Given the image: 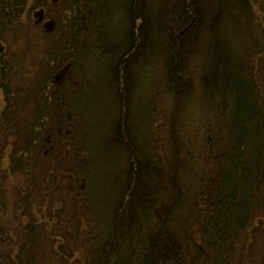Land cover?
Returning <instances> with one entry per match:
<instances>
[{
	"label": "trees",
	"instance_id": "obj_1",
	"mask_svg": "<svg viewBox=\"0 0 264 264\" xmlns=\"http://www.w3.org/2000/svg\"><path fill=\"white\" fill-rule=\"evenodd\" d=\"M30 1L0 0V42L10 35L12 39L22 36L24 24L20 21ZM65 1L79 5L82 0ZM158 2L107 0L102 8L108 22H101L93 31L82 17H89L91 24L98 16V0H87L82 7L77 6L80 21L63 33L73 32L76 36L69 40L79 45L82 40L93 41L94 48L102 52L113 48L121 52L128 46L122 55L133 52L135 56L141 52L155 55L163 49L167 87L174 95L173 136L179 145L176 163L165 165L170 154L163 157L160 152L141 151L130 138L127 125L134 151L128 159L129 183L123 188L127 192L112 212L106 236L92 241L86 264H264V77L260 69L250 66L259 52L249 56L247 50L244 58L241 40L237 39L238 14L245 4L251 9L249 0H179L164 11L156 9ZM62 14L70 18L69 13ZM253 17L262 26L264 9L261 21ZM231 19L236 27L228 30L227 20ZM263 53L261 49L260 55ZM2 63L4 54L0 87H6L2 82L9 77V69ZM194 64L197 71L202 69L203 87L221 90L229 100L226 121L208 135L202 166L193 163L191 137L181 135L185 125L178 122L192 105L197 73ZM220 72L225 74V81L217 84ZM233 77L237 84L231 82ZM75 128L78 126L72 130ZM75 132L69 135L76 142ZM24 146L22 150L29 151L32 145L27 142ZM67 146L81 150L71 141ZM63 147L55 149L67 148ZM19 161L20 169L28 165L22 156ZM40 239L36 237L33 245ZM64 246L57 250L63 260L67 259L61 251ZM26 247L27 257L35 263L32 244ZM54 252L48 255L51 260Z\"/></svg>",
	"mask_w": 264,
	"mask_h": 264
},
{
	"label": "rangeland",
	"instance_id": "obj_2",
	"mask_svg": "<svg viewBox=\"0 0 264 264\" xmlns=\"http://www.w3.org/2000/svg\"><path fill=\"white\" fill-rule=\"evenodd\" d=\"M82 1L84 4L87 2V0ZM82 1L77 5L72 1L65 0L58 2L49 0L47 4L46 0H31L20 21L21 24H24V30H20L23 32L19 34L22 36L12 39V35H10L0 42L5 45V50L2 51V54L5 55V63H2V66H7L9 69L7 70L9 77L5 80L7 82L5 86L10 93V98L7 99L15 110H21L22 123L29 127L35 124L31 120L45 108V99L44 96L42 97L41 88L48 83L50 93L55 94L57 86H61L63 83L62 81L61 85L56 84L54 82L55 75L60 69L69 65L71 59L78 60L72 61L73 64L68 70L69 74L65 76L66 93L64 97L74 107H78L76 110L83 118H79V122H84L75 128V132L72 128L76 126L72 127L69 121L63 124L59 116L60 113L56 114V110L52 108V112L48 115L50 117L46 129H36L35 132L40 133V140L42 136L45 138L50 135L51 129L54 134L58 130V135L69 130V134L75 132L76 142L70 139V136L65 139L66 141H55L53 144L43 141L38 143L39 147L37 144L35 147L33 146L37 153L30 156L31 159L28 155L24 157L21 154L27 162L35 159L50 162L45 155V151L48 149L49 152L56 153H52L50 158L54 159L56 157L54 155L60 156L59 152H62L63 158L53 164H48L46 168H42V172L39 171L41 168L37 167V175L30 163V167H22L19 173L6 180L1 196L7 202V206L3 212L0 210L2 218L0 224L12 226L15 232H27L25 227L34 221L32 226H35L36 234H39L38 237L42 239L38 240V244L35 243V245H33L36 238L34 235L29 238L23 237L21 240L3 241L0 239V257L7 253L10 257L18 251L19 247L22 249V242L25 246L32 244L35 264H86L92 241L108 227L107 224H102L100 227L99 222L96 221L100 219L105 223V221L111 220L115 205L117 202L119 203V198L121 199L123 193V183L126 184L125 175L129 170L128 153L117 145V138L114 136L115 130L126 132L124 129L126 124L130 126L128 130L130 138L135 141L134 143L138 145L136 147H139L141 151H145V153L160 152L163 157L168 153L171 159H166L163 164L174 165L176 163L179 145L173 136L175 122L171 120V116L174 95L169 93L167 87L169 80L165 66L166 52L161 49L155 55L152 52L145 54V58L142 55L133 56L137 59L131 66L132 79L129 84L132 83V87H136L140 80V90L135 95L133 93L131 101L129 100L131 109L128 112L127 122L124 123L122 108L124 96L122 92H119V87L111 77L114 63L113 60L111 61V54L95 49L96 43L93 41L85 43L82 40L81 47L78 42L73 43L72 40H69L71 36L73 39L75 38L76 35L73 32L63 35L65 30L70 31L72 25L80 21L77 17V6L82 7L84 5ZM158 1L160 6L158 5L156 9L160 7L164 11L175 6L179 0ZM103 2L107 3V0H98V16L94 17V20L92 19L91 24L89 17H82L84 23L90 28L93 27V31L94 27H97L101 22L103 24L108 22L106 16L103 15ZM249 4L251 9L249 5L245 4L238 14L239 38L237 39L241 40L239 45H241L244 58H246L245 51L247 50L249 56L252 52H254L253 54L256 51L259 52V55L257 54L254 59H250V66L251 68L256 67V70L260 69L264 77V53L263 56L260 55V50L264 51V33L262 31L264 24L262 26L259 23L256 24L253 17V15L256 16L259 22L264 9V0H249ZM43 9L46 12V26L35 23L39 20L38 14L43 13L41 12ZM66 12L70 14L69 19L62 14ZM227 22L228 30L236 27L233 19L227 20ZM18 27L15 26V29ZM52 45L57 46L52 49ZM77 45L80 49L76 48ZM127 48L128 46H123L121 54ZM244 64H246L245 61ZM248 68L250 70V67ZM193 70L197 71L195 64ZM201 72L202 69H199L193 77L192 105L188 107V112L178 118V122L185 125L184 127L182 125L181 135L187 133V138L191 137L193 163L200 162L202 166L207 156L206 140L208 135L212 133L211 129L215 131L220 123L224 124L226 121L225 113L229 107V100L221 90L214 91V87L205 89L200 80ZM232 79L231 82L237 84L238 81L236 82L234 77ZM224 81L225 74L220 72L216 83L222 84ZM240 82L242 83V81ZM115 88L117 89L116 93ZM61 94L62 92H60V96ZM54 98L55 96L52 98L51 107H56ZM5 104L3 91L0 90V107L4 109ZM61 128L62 133H60ZM29 134L28 128V132L21 137L19 143L21 153L25 150L24 144L27 143ZM69 141L77 143V147H80L81 150H69L67 146ZM28 144L31 145L29 142ZM61 145L67 148L57 151L55 148ZM3 147L0 145V152L5 151ZM10 151L11 148L7 150V152ZM69 154L71 155L69 156ZM72 155L75 156V159ZM67 160L71 162L62 165ZM4 167L7 165L4 164ZM161 167L163 168V166ZM21 187L22 191H19ZM66 187L67 189H65ZM28 195L32 196L34 205L30 203V200L26 201V204L17 202V200L23 199V196L25 198ZM15 201L16 203H14ZM3 205L2 203L0 208H3ZM103 225L105 226L103 227ZM7 230L12 234L11 230ZM66 231L68 233H65ZM59 232L65 234L63 233L61 236ZM194 232L198 238L199 234ZM62 244L66 245L61 250L67 256L65 260H63L64 256L62 259V256L57 252ZM36 245L37 247H35ZM52 250L55 251L51 257L54 260L48 258Z\"/></svg>",
	"mask_w": 264,
	"mask_h": 264
},
{
	"label": "flooded vegetation",
	"instance_id": "obj_3",
	"mask_svg": "<svg viewBox=\"0 0 264 264\" xmlns=\"http://www.w3.org/2000/svg\"><path fill=\"white\" fill-rule=\"evenodd\" d=\"M41 12H43V13L38 14L39 20H37V22H35V23L37 25L43 24L44 26H46L47 25L46 18H45L46 12L44 9ZM0 45H1L0 57H1V55H3L2 51L5 50V48H4L5 45H3L1 43H0ZM108 52L111 54V61L112 60L114 61L113 67H112L111 77H112V79H114L117 87H119V92H122L123 96H124V100H123L124 103H123L122 108H123V112H124L123 117L125 118L124 123H126L127 122V115L129 114L128 112L131 109L130 105H129L130 104L129 100L131 101V96L133 93L135 95L140 90V80H139L138 85L136 87H132V83H131V85L129 84L130 79H132L131 78V76H132V67L131 66L133 65V63L135 62L134 60H136L137 57L132 56L133 52L127 53L128 55H122V54H120L121 52L117 48H113L112 50H110ZM139 55L144 56V58L146 56L144 54V52H141ZM72 61H74V60L71 59L69 62V65H67L63 69H60V71L55 75V81L54 82L56 84L61 85V82L63 81L61 86H57L55 94L50 93V87H49L50 85L48 83L44 84L43 88H41L42 89L41 91L43 92L42 97L44 96V99H45V106H44L45 108L41 111V113L38 116H36L33 120H31V121L35 122V124H33L31 127L22 123V121H21L22 117L20 114L21 110L20 111L15 110L14 106L11 105L10 102H8L7 98H10V93H9L8 89L6 87H0V90L3 91V95L5 97V102H6L4 109H2V107H0V145H3L4 146L3 149L5 150L3 152H0V206L2 207V203L4 204L3 208H0V210L2 212L4 211V208L7 206V202H5L4 199L2 198L1 192L3 191V186L5 185L6 180H8V178H10V177H13L14 174H17L20 172L19 166L22 162L19 161V157H21V154L24 155V157H26L27 155H28V157H30V156L37 153V152H35L36 149H34L33 146L35 147L36 144H38L39 142L41 143L44 141L47 144H53L55 141L63 142V140H65L66 138H69V136H70L69 130H66V133H64L62 135H58V130L54 134V133H52V129H51L50 135H47L45 138L42 136V139L40 140L41 136L37 135V133L35 131H36V129H40V128L42 130V127H44V130L46 129L47 123L49 121L48 119L50 117L48 115L50 112H52V108L56 110V114L59 115V113H60L59 116H60L61 122H63V124H65L69 121V123L73 127V126H81L84 123L83 121L79 122V118H82V117H81L80 112H78L76 110V108H78V107L77 106L74 107L73 104L70 103L68 101V99L66 100L64 97L65 93H66L65 92L66 88L64 87V83H65L64 80H65V76H67V74H69L68 70H69L70 65L73 64ZM0 69H1V67H0ZM74 82L75 81H73V83ZM4 84H5V82H2V85H4ZM116 91H117V89L115 88V93H116ZM60 92H62L61 96H60ZM54 96H55L54 102L56 104V107H53V106L51 107V105L53 103L52 98ZM129 96H130V99H129ZM65 106H67V107H65ZM64 107H65V109H63ZM21 124H24V125L21 126ZM27 127L29 128L30 134H29V138L26 142L31 143L32 146L30 147L29 152L22 151L23 153H21L20 149H19L20 148L19 143L21 141V137L24 136L28 132ZM126 127H127V124L124 126L125 131H126ZM32 130H34V132H32ZM60 133H62V128L60 129ZM126 133H127V131L122 132L119 130H115L114 136L117 138V140L115 139L117 141V145L120 146L121 148H124L127 151L128 159H129V157L133 155L134 151H133V144H132V142H130V139L128 137L129 134L127 135ZM74 138L75 137L70 136V139L74 140ZM122 141H124L125 144ZM3 142H5V143H3ZM129 147H130V150H129ZM9 148H11V151L7 152V150ZM48 152L49 151L47 149L45 151V155H47L46 157H49V156H52L53 154H56L55 152H49V153ZM58 154L61 157L58 155H54L56 157L53 160L49 159L50 162H47L46 160L45 161L44 160L38 161L36 159L34 161L30 162V160H28V162L26 161V163L28 164L27 167H30V163H31V166H33L35 169V175H37V173H36L37 167H40L41 169L39 171L42 172V168H46L48 166V164H50V163L53 164L56 161L62 160V158H63L62 152H59ZM70 155L71 154H69V156ZM72 156L75 159V156L74 155H72ZM30 159H31V157H30ZM68 162H71V161L67 160L66 163H62V165L68 164ZM4 164H6L7 167H4ZM128 175H129V172L125 175L127 180H126V184L123 183V185H127L129 183ZM57 186H59V185H57ZM65 189H67V187ZM20 190L22 191V187L19 188V191ZM23 191H24V189H23ZM126 192H127L126 190L123 191V193L121 194L122 198ZM25 198L23 196V199H21V200L19 199V200H17V202L22 203V204H24V202H25V204H26V201L29 202V200H30V203L32 205H34V201H33L31 195H28ZM123 201H125L126 204L128 203L126 200H123ZM14 203H16V201ZM119 203H122L120 201V198H119ZM115 206L117 207V205H115ZM1 214H3V213H1ZM24 217H27V216L24 215ZM29 218H31V217L29 216ZM0 219H2V218L0 217ZM109 221H111V220H109ZM109 221H105V223H103V222H101L100 219H98L96 222L97 223L99 222L100 227H101L102 224L106 225ZM0 223H2L1 220H0ZM33 223H34V221L28 223V225L25 227L27 229V232H21V231L15 232L13 230L12 226L0 224V239L3 241L11 240V239L12 240H14V239L21 240V238H23V237L29 238V237H31V235L38 237L39 234L38 235L36 234V231L34 229L35 226H32ZM105 225H103V227ZM6 226H8V228H6ZM7 229L11 230L12 234L10 232H8ZM18 230H20L19 227H18ZM63 233L64 232H59V234L61 236H63ZM65 233H68V232L66 231ZM10 234H11V237L9 238ZM42 234L45 235V233H42ZM105 236H106V231H103L100 234H98L96 237L103 239ZM58 238H62V237H58ZM23 246H24V251H23V247H22V249H21V247H19L18 251L16 253H13V255H11L10 257H9V253L3 254L0 257V264H33L34 262L31 263V260L27 257V254H26L27 251L25 249L26 246L25 245H23Z\"/></svg>",
	"mask_w": 264,
	"mask_h": 264
},
{
	"label": "water",
	"instance_id": "obj_4",
	"mask_svg": "<svg viewBox=\"0 0 264 264\" xmlns=\"http://www.w3.org/2000/svg\"><path fill=\"white\" fill-rule=\"evenodd\" d=\"M55 2L59 1V0H54ZM0 48H1V45H0Z\"/></svg>",
	"mask_w": 264,
	"mask_h": 264
}]
</instances>
